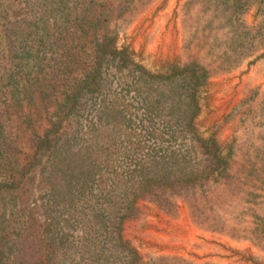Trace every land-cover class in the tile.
I'll list each match as a JSON object with an SVG mask.
<instances>
[{
    "label": "rangeland",
    "instance_id": "obj_1",
    "mask_svg": "<svg viewBox=\"0 0 264 264\" xmlns=\"http://www.w3.org/2000/svg\"><path fill=\"white\" fill-rule=\"evenodd\" d=\"M204 3L151 0L138 8L132 24L113 43L118 51L125 50V63L104 57L95 92L78 95L73 110L61 116L57 131L37 152L20 186L29 190L28 201L17 202L15 190L0 191V229L8 219L19 229L31 216L43 237L55 240L58 264H89L90 257L95 264H148L157 257L198 264H264L263 235L244 240L208 232L192 222L179 198L168 213L136 198L119 225V242L111 230L103 231L102 221L84 217L112 211L113 174H106V186L97 182L98 175L86 177L87 149L106 145L113 150L111 168L122 176L133 167L127 160L135 149L141 155L172 152L186 172L196 173L201 181L206 178V183L221 170L226 156L227 174L247 168L256 145L252 142L264 130V6L254 1L237 23L255 38L254 48L234 64L226 58H233L236 50L224 49L228 56L220 66L222 61L211 57L217 50L211 44L224 31L216 29V22L207 24L210 12ZM201 6L199 15L190 14ZM190 63L197 71L181 73ZM257 151L258 159L264 150ZM89 205L92 209L86 210ZM93 226L102 238L87 241Z\"/></svg>",
    "mask_w": 264,
    "mask_h": 264
},
{
    "label": "trees",
    "instance_id": "obj_2",
    "mask_svg": "<svg viewBox=\"0 0 264 264\" xmlns=\"http://www.w3.org/2000/svg\"><path fill=\"white\" fill-rule=\"evenodd\" d=\"M254 1L204 0L207 13L210 12L207 24L216 22V29L224 31L211 44V48L217 49L211 57L216 62L222 61L220 66L228 56L224 49L233 46L236 50L233 58H226L234 64L244 51L254 48L255 38L249 36L244 25L237 24ZM149 2L0 0V191L15 190L17 202L28 201L29 190L20 186L35 163L37 152L47 146L61 116L73 110L78 95L95 92L104 57L110 55L117 57L120 64L125 63V50L118 51L113 43L118 33L132 24L138 8ZM259 3L264 6V0ZM200 8L189 12L199 15L203 12ZM192 64L181 73H195L197 66L194 68ZM257 135L259 141L256 136L252 142L256 145L246 162L247 168L233 176L227 174L229 156H226L210 183H206V178L199 180L196 173L186 172L184 163L172 152L167 155L151 151L141 155L135 149L127 156L131 163L127 166L133 167L123 171L122 176L111 168L113 150L106 145L87 149L86 177L98 175L97 182L106 186V174H113L109 184L112 211L84 217L89 219L87 222L94 218L98 224L102 221L103 231L111 230L112 239L119 242V225L127 218L136 198L146 199L166 213L174 210L173 200L179 198L185 202L192 222L208 232L233 238L242 236L239 238L244 240L264 237V153L257 159V148L264 150L261 142L264 130ZM168 136L174 138V134ZM89 209L92 205L86 210ZM30 217L19 229L9 219L0 229V264H58L55 240L43 237L39 223ZM96 228H91L94 233L87 241L102 238ZM130 253L134 255L132 250ZM86 262L95 264L96 260L90 257ZM117 263L120 264L119 260ZM148 264L198 263L157 257Z\"/></svg>",
    "mask_w": 264,
    "mask_h": 264
}]
</instances>
